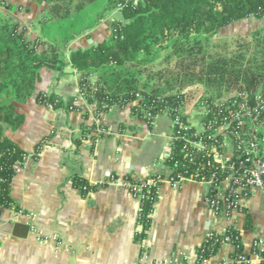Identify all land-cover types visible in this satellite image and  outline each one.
<instances>
[{"label": "trees", "instance_id": "trees-1", "mask_svg": "<svg viewBox=\"0 0 264 264\" xmlns=\"http://www.w3.org/2000/svg\"><path fill=\"white\" fill-rule=\"evenodd\" d=\"M37 1L46 2L47 8L43 10L39 33L35 36H30L28 28L19 20L10 16L0 18V206L14 204L10 184L17 171L15 166L21 167L28 155L4 133L5 126L16 129L24 121L25 115L17 110L16 101L35 94L40 103L72 108L55 92H36L43 67L62 74L69 65L80 73V92L94 104L96 115L112 105L133 103L132 111L145 118L150 126L163 112L172 118L179 117L182 125L173 127L176 135L172 137L166 158L172 175L191 177L199 173L209 179L214 174L207 201L217 202L218 213L224 202L216 197L217 186L223 181H229L225 196L235 201L238 197L235 189L242 181L229 167L230 162L221 166L204 151L192 160L185 158L184 148L197 152L186 139L202 141L208 147L211 132L191 125L185 108L192 89L202 90L199 103L207 104L209 110L201 120L205 124L215 121V125L228 121L231 137L235 143L238 141L234 136L237 122L232 118L238 110L236 101H242L246 95L252 107L260 101L264 103V27L254 29L251 34L216 41L213 37L233 21L252 15L264 16V0H106L104 11L96 15L97 20L114 9L119 13L111 20L109 33L75 49H70V43L95 27L83 15L86 7L98 0ZM87 37L92 35L87 33ZM260 119L264 121V109ZM258 155L264 157V147ZM246 157L235 146L231 162L240 171L239 161H245ZM244 163L243 168L251 165ZM149 178L154 182L142 186L144 194L140 197L138 216L141 230L136 232L137 240L145 238L151 227L160 181L156 174L141 181L126 178L136 195L133 185ZM72 183L83 194L97 187L78 174L72 177ZM246 196L252 193L247 192ZM238 210L246 215L245 225L251 226L245 207L238 205ZM227 236L235 245L231 258L250 257L244 251L240 230L231 225L224 232L205 237L198 248L199 260L216 254ZM252 251L264 255V249ZM226 264L249 263L242 260Z\"/></svg>", "mask_w": 264, "mask_h": 264}, {"label": "crops", "instance_id": "crops-1", "mask_svg": "<svg viewBox=\"0 0 264 264\" xmlns=\"http://www.w3.org/2000/svg\"><path fill=\"white\" fill-rule=\"evenodd\" d=\"M46 8V2L38 7L37 0H0V18L19 20L35 36ZM112 19H100L73 40L70 49L106 36ZM40 74L36 92H55L73 107L40 103L35 94L16 101L24 121L16 129L5 126L4 133L28 155L10 184L14 204L0 206V264H221L231 258L233 244H222L205 263L197 262L198 248L210 231L224 232L231 225L240 230L244 251L253 257V240L264 238L263 187L241 199L252 221L248 227L240 210L214 212L207 202L210 182L190 179L172 184L165 177L147 236L137 240L140 200L126 178L139 181L171 172L166 158L173 137L172 117L160 113L150 126L132 111L133 103L112 105L96 115L94 104L77 91L76 69L69 83L49 67ZM185 110L189 121L199 127L200 104H187ZM232 150L229 144L228 155ZM75 174L97 187L83 194L72 183ZM252 264L263 260L253 257Z\"/></svg>", "mask_w": 264, "mask_h": 264}, {"label": "built area", "instance_id": "built-area-1", "mask_svg": "<svg viewBox=\"0 0 264 264\" xmlns=\"http://www.w3.org/2000/svg\"><path fill=\"white\" fill-rule=\"evenodd\" d=\"M77 91H80L77 89ZM238 110L233 115V120H236L237 122V130L234 133L236 138H238V141L232 139L229 129V122L224 121L221 124L215 125V121H210L208 124H205L202 120H200V126L198 127L201 130H205L206 128L210 129L211 132L208 134V139H210V144L207 147V144L203 143L202 141H190L189 139H186L190 145H193L197 152L192 153L188 148H184V156L185 158H188L189 160H192L194 158V155L196 156H202V152L204 151L207 155L211 156L212 159L220 164L221 166H224L226 162H230L229 167L233 170L234 173H236L237 177H239V180L242 181V185H239L235 189V193L237 194V199L235 201L229 200L225 196V191L227 190V187L229 186V181L225 180L221 183L220 186H217V193L216 197L220 200H223V206L221 208V211L218 213L216 210L218 209L217 202L212 201L208 202L209 206L216 212L217 214L225 213L228 214L229 212L232 213L234 210H238V205L244 206V204L241 202V199H247L251 196H246L247 192H251L252 194L258 187L264 188V157H259V152L261 151V147H264V121L260 119L261 110L264 109V103L260 101L257 106L252 107L246 99V95L243 97L242 101H236ZM200 107L203 110V114H206L208 112V105L204 103H200ZM186 112V111H185ZM201 116V117H202ZM173 119V127L175 124H181V121L179 117L172 118ZM189 121V119H188ZM189 123L193 125L190 121ZM195 126V125H194ZM197 127V126H196ZM176 133L173 129V137H175ZM220 136L223 138L221 139ZM232 145V153L228 155L227 147L228 145ZM235 146L238 149H242L244 153L247 154V157L245 161L250 162L249 167H244L245 164L244 160L239 161V166L241 167V170L236 169V164L234 162H231V158L234 153ZM16 169L19 167L16 165ZM156 179H158L161 183L162 179L167 177L172 184H180L186 180H197V181H206L210 182L211 187L213 186V182L215 180V175L212 174L209 179H206L204 175L195 174L191 175V177H186L182 174H177L176 176L172 175V173H155ZM143 180V179H142ZM141 181V180H139ZM154 182L153 178L147 179L146 182H143L139 185H133L134 191L138 194H134L138 197L140 200V197L143 196V190L142 186L145 184H152ZM130 183L128 182V185ZM227 229V228H226ZM225 229V230H226ZM224 230V231H225ZM214 232H217L216 230H212L208 233L207 236L212 235ZM229 237H225L224 243H232L229 241ZM223 243V244H224ZM235 246V245H234ZM258 248V249H264V238H256L253 240L252 243V249ZM252 256L256 259H262L264 260V255L260 254L257 251H252ZM253 257L247 258L244 255L238 256L236 258H230L228 261L222 262L221 264H226L228 262H237L240 263L242 260L246 261L249 264H252ZM209 258V257H208ZM208 258L203 259L202 261L198 258V252H197V262L198 263H205ZM165 264H180L175 262H166Z\"/></svg>", "mask_w": 264, "mask_h": 264}, {"label": "rangeland", "instance_id": "rangeland-1", "mask_svg": "<svg viewBox=\"0 0 264 264\" xmlns=\"http://www.w3.org/2000/svg\"><path fill=\"white\" fill-rule=\"evenodd\" d=\"M38 1V7L41 6V2ZM106 5V0H98L96 2H93L89 4L84 13L86 15H83L84 18L88 23L94 22V25L96 26L99 24L100 20H97L96 18L97 13H100L104 11ZM119 16L118 10L114 9L109 13H105V16L103 18H116ZM264 27V16L257 17V16H249L237 21H233L223 27H221L218 32L214 35L213 40H217L220 38H231L236 35H245V34H251L252 31L256 28ZM65 75V80L73 81L74 75H73V68L69 65L65 68L64 73L60 74ZM192 97L190 101L188 102L189 106H195V104L199 103L202 90H196L192 89L191 91ZM200 104V103H199Z\"/></svg>", "mask_w": 264, "mask_h": 264}, {"label": "water", "instance_id": "water-1", "mask_svg": "<svg viewBox=\"0 0 264 264\" xmlns=\"http://www.w3.org/2000/svg\"><path fill=\"white\" fill-rule=\"evenodd\" d=\"M92 41V40H91ZM26 228H29V225L28 224H26Z\"/></svg>", "mask_w": 264, "mask_h": 264}]
</instances>
